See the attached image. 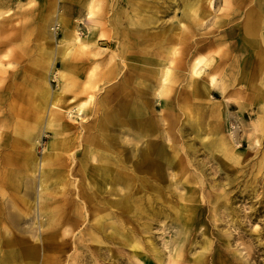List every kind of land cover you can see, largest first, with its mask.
<instances>
[{
  "label": "rangeland",
  "instance_id": "1",
  "mask_svg": "<svg viewBox=\"0 0 264 264\" xmlns=\"http://www.w3.org/2000/svg\"><path fill=\"white\" fill-rule=\"evenodd\" d=\"M44 2L0 0V264H264V0Z\"/></svg>",
  "mask_w": 264,
  "mask_h": 264
},
{
  "label": "crops",
  "instance_id": "2",
  "mask_svg": "<svg viewBox=\"0 0 264 264\" xmlns=\"http://www.w3.org/2000/svg\"><path fill=\"white\" fill-rule=\"evenodd\" d=\"M43 1V0H42ZM45 2L43 3L44 4V7H43V11H42V13L44 12V10H48L49 8H51L52 6H55V4L58 2V1H60V0H44ZM46 4H48V8L47 7H45L46 6ZM45 8H47V9H45ZM93 7H91V5L89 6L88 5V12L89 13H91L92 11L90 10V9H92ZM87 12V18H90V16H91V14H89ZM256 15H253V28H254V24L257 22V18L255 17ZM258 16V15H257ZM45 17H46V15L44 16V13L42 14V17H41V20H44L45 19ZM45 22V21H44ZM43 22V23H44ZM254 30V29H253ZM44 34H45V27H44V25L42 24L41 25V28H40V34L36 37V38H34V40L33 41H36V42H38V41H41L40 39L42 38V40H43V38H44ZM67 37L69 38L70 37V34H68L67 35ZM262 39H264V36H262L261 37ZM86 40V41H85ZM255 40L256 41H258V39H255L254 38V36H253V43L255 42ZM78 42H76V44L78 43V44H80V45H82V46H84L85 48L86 47H88L87 45H83V43H80V42H83V41H85V42H90V43H92V44H94L93 42H92V40L88 37V39H83V37H81V38H79L78 40H77ZM42 43H44V42H42ZM257 43V42H256ZM75 44V46H74V50L75 51H77L76 50V47H77V45ZM38 50H44V46H37L36 47ZM31 58V57H30ZM40 58H42V57H40ZM261 63V62H260ZM79 70H76L77 72H80V70H82L81 68H78ZM61 86H63V85H61ZM30 91V90H29ZM143 92H145V91H143ZM29 94H28V96H30V92H28ZM21 98V97H20ZM29 98V97H28ZM28 102L29 103H31V101H30V99L28 100ZM42 102V101H41ZM47 102V99L45 98V101H43L42 103L43 104H45ZM42 103H40L41 105H42ZM45 109V107H41V111L43 112V110ZM19 115H24V116H26L27 117V112L26 111H23V110H20L19 111V113H18ZM126 114L128 115V111L126 112ZM44 116V112H43V114H41V117H43ZM50 118H51V114H49L48 115V117H47V124H46V128L47 129H49V125H50V123H51V121H50ZM140 120V119H139ZM128 123H129V121H128ZM63 123L62 122H60V125H62ZM59 124H58V129H61L62 127L60 126ZM138 126H139V124H138ZM60 133V132H59ZM61 134V133H60ZM59 144V143H58ZM145 154V152H143V153H140V156H143ZM9 156V158L11 159V154L10 155H8ZM18 156V157H17ZM12 157H14L13 158V160H14V163L12 162V160H6V161H8L7 162V166H9V170H12V168H11V166L12 165H14V170H23V169H27V166H26V164H28V165H30V167H32V163H33V159L31 158L32 157V154H31V152H29V151H25V152H22V153H15V154H13L12 155ZM18 158V160H17V158ZM23 158H25L26 160H24V163H23ZM30 160V161H29ZM20 162V163H19ZM19 163V164H18ZM158 165V163H155V166H157ZM17 166H19V167H17ZM30 169V168H29ZM16 185H18L17 183H13V184H10L9 186H10V188H15L16 187ZM42 192L44 193V187H43V182H42ZM21 189L23 190V193L25 194L24 195V197H26L27 195H28V190H29V187L28 186H22L21 187ZM27 193V194H26ZM14 194V196H17L18 197V195H15L16 193H13ZM44 194H42V196H43Z\"/></svg>",
  "mask_w": 264,
  "mask_h": 264
},
{
  "label": "bare ground",
  "instance_id": "3",
  "mask_svg": "<svg viewBox=\"0 0 264 264\" xmlns=\"http://www.w3.org/2000/svg\"><path fill=\"white\" fill-rule=\"evenodd\" d=\"M89 13V12H88ZM183 13L186 15V16H188V17H193L194 16V14L191 12V8H189L188 6L187 7H185L184 8V10H183ZM89 14H91V13H89ZM76 36V35H75ZM75 36H74V38H75ZM86 41V40H85ZM84 45V44H83ZM83 47L84 46H82V45H80V44H77V47H76V50H78V51H82L83 50ZM198 64V63H197ZM141 82V81H140ZM166 87L164 86V89H165ZM162 91V90H161ZM160 92V91H159ZM163 92V91H162ZM90 98V97H89ZM19 113V112H18ZM121 114V113H120ZM67 115L69 116L70 115V111H68V113H67ZM60 124V123H59ZM58 126V125H57ZM61 127H63V125H60ZM59 127V126H58ZM100 137V136H99ZM124 137V136H123ZM51 144H53V146L56 144L55 142L53 143V142H51ZM51 144H50V146H51ZM134 144H136V143H134ZM137 147V146H136ZM140 149V148H139ZM92 151H93V149H92ZM98 151H99V149H98ZM138 151V150H137ZM133 152V151H132ZM83 154H84V152H83ZM138 156V155H137ZM98 157V156H97ZM100 157V156H99ZM124 157V156H123ZM92 158V157H91ZM105 158V157H104ZM103 158V159H104ZM24 160H26L25 158H23V163H24ZM105 160V159H104ZM30 161V160H29ZM99 161V160H98ZM125 161V160H124ZM104 162V161H103ZM123 162V161H122ZM144 163H146L147 164V166H154V161H148V162H144ZM124 164V163H123ZM128 166V165H127ZM125 167V166H124ZM49 169H51V167H48ZM83 168V167H82ZM87 168V167H86ZM89 168H91V167H89ZM113 168V167H112ZM126 168V167H125ZM48 169V170H49ZM87 170V169H86ZM92 170V169H91ZM149 170V169H148ZM127 171V170H126ZM124 172L125 174L121 177V178H119V180H121V182H123L128 188H129V191H128V193L124 196L125 198H127V197H129V196H131V194H132V191H134V190H131L132 189V187H135V186H138V189L140 188V186L139 185H136V183H137V180L135 179L136 177L135 176H133V175H131L130 173H128V172ZM61 172V171H60ZM83 172V171H82ZM56 174H57V172H55ZM55 174V175H56ZM59 174V173H58ZM123 174V173H122ZM61 175V174H60ZM109 175V174H108ZM85 176V175H84ZM110 176V175H109ZM57 177V176H56ZM86 178V177H85ZM58 179V178H57ZM49 182V181H48ZM87 182V181H86ZM142 187V186H141ZM40 188H41V185H40ZM146 188V187H145ZM142 191V190H141ZM43 194V192H42V190L40 191V196ZM99 194V193H98ZM42 198V197H41ZM133 198V197H132ZM43 204V203H42ZM124 208V207H123ZM128 208V207H127Z\"/></svg>",
  "mask_w": 264,
  "mask_h": 264
}]
</instances>
